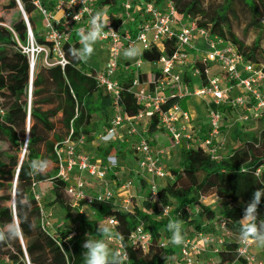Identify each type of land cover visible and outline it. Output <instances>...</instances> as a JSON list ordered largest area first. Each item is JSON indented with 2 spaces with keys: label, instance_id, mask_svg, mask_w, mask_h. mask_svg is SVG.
I'll list each match as a JSON object with an SVG mask.
<instances>
[{
  "label": "trees",
  "instance_id": "trees-1",
  "mask_svg": "<svg viewBox=\"0 0 264 264\" xmlns=\"http://www.w3.org/2000/svg\"><path fill=\"white\" fill-rule=\"evenodd\" d=\"M122 1L100 0V6L108 7L107 11L116 27L122 22V17L120 18ZM154 1L158 3L172 1L179 19L183 21L196 19L199 26L210 27L213 34L237 46L239 52L248 60L263 63L258 59V52L261 51L264 34V0H223L220 3L208 4L206 0ZM20 2L26 11L37 43L51 49L48 58L53 62L52 45L39 30V20L36 17L38 12L33 1ZM4 6L17 11L10 22L0 15V105L6 109L5 115L0 114V140H8L16 153L7 156V161L0 158V227L14 219V187L23 192L31 202V208L27 210V222L24 221V210H20L18 220L22 235L17 240L0 243V259L7 258L10 264H85L83 255L85 249L79 240L68 239L70 229L61 228L53 231L43 228V212L35 196L34 183L38 185L40 182L50 180L54 192L51 205H59L67 212L73 210L71 198L66 192L67 182L57 175L58 158L55 147L67 139L71 129L74 130L73 139L85 134L87 142H92L97 133L110 125L111 98L98 85L93 75L89 74L95 73L96 68L72 61L67 55L70 47H80L79 33H73L63 47L68 60L65 66L61 64L40 66L36 63L32 73L30 59L20 47V43L26 45L28 42V27L18 0H8ZM241 8L248 15V26L258 31V36L251 47L238 38L233 30V20L239 17ZM39 16L42 21L40 14ZM143 20L140 14L134 13L133 19L123 26L121 31L135 34L137 24ZM177 46L176 39L166 40L163 50L154 44L150 48H144L141 57L146 62L158 61L162 56L172 55ZM197 66L204 69L200 63H197ZM157 75L158 72L153 78ZM140 76L143 80L146 74L141 73ZM202 77L206 83L204 73ZM31 81L32 93L29 98ZM122 87V109L130 115L138 114L144 107L137 103L136 96L130 91L131 79H124ZM176 101V98H170L164 108L168 109ZM182 104H185V101ZM220 108L223 111L227 110L224 106ZM95 114L103 118L102 127L93 121ZM28 117L30 120L27 124ZM57 117L61 121L62 132L57 130L54 121ZM159 129L164 130L160 124V113L157 112L150 120L147 132L153 134ZM236 132L238 146L229 154L222 152L220 160L212 159L203 146L180 148L182 161L179 169H173L175 181L160 189L157 201L152 202L143 198L136 213L120 209L114 201L94 202L92 209L99 218L108 215L118 218L119 223L114 230L125 237V246L130 256L129 264H166L173 261L177 252L175 247L162 253L152 247L146 253L140 245L128 240L140 221L147 224L155 238L159 237L162 230L167 231L169 219L158 218L161 215L158 214L161 206H173V219L181 221L186 226H193L196 231L214 232V223L223 220L233 233L240 235L244 206L257 189L264 188V130L254 134L245 131L243 125L237 124ZM25 141L27 147L21 163L20 153ZM98 150L95 158L114 153L122 159L126 157V145L121 146L117 142L98 145ZM41 159L51 161L50 170L44 175L32 174L29 162ZM258 169L260 173L256 174ZM135 179L143 188L146 186L145 180L139 175H136ZM209 194L217 195L228 204L223 216L217 218L211 206L201 201L202 197ZM193 205L201 207L195 218L190 211ZM259 218L264 220V199L259 206ZM88 226L94 228L92 224ZM95 227L97 228V225ZM237 247L236 240L228 238L225 246L216 253L219 258L218 264L233 262L247 264L244 259L238 257Z\"/></svg>",
  "mask_w": 264,
  "mask_h": 264
},
{
  "label": "built area",
  "instance_id": "built-area-1",
  "mask_svg": "<svg viewBox=\"0 0 264 264\" xmlns=\"http://www.w3.org/2000/svg\"><path fill=\"white\" fill-rule=\"evenodd\" d=\"M32 1L42 17L46 39L52 45L54 58L53 62L47 60V65L65 66L68 63L63 48L65 43L70 40L73 33H79V29H87L90 14L96 11L103 9L106 12L110 17V23L105 31L111 29L115 32L101 38V41L107 43L111 53L110 62L103 68L96 69L95 73L89 74L93 75L98 85L111 98L110 125L98 135V140L103 143L122 142V140L130 142L123 132L125 129L128 130V136L132 138L131 152L135 161V167L132 168L134 178L121 177L127 167L122 164L118 154L95 158L83 152L81 148L87 143V136L82 134L78 139H73L74 130L71 129L67 139L55 147L58 158L57 175L67 182L66 192L71 198V204L80 211H84L85 206L93 211L92 206L95 201H114L120 209L136 213L139 207L135 200L137 196L133 192L136 175L142 177L146 185L150 184V195L145 196L144 193L140 196L152 202L158 200L160 189L166 186L162 184V181L169 178L175 179L165 163L163 151L158 150L153 145L151 137L144 133L157 112L160 113V124L170 135L174 148L191 149L203 146L214 160L222 158V148L225 145L222 138L225 112L220 106L232 108L237 114L238 121L243 123L256 120L264 114V63L248 60L239 52L237 46L213 34L210 27L199 26L196 19L189 21L179 19L172 1L158 3L154 0L138 2L123 0L120 4L123 9L120 15L122 22L118 27L109 15L108 7L100 6V0ZM18 2L23 7L20 0ZM82 9L86 10L82 11ZM79 13V17L76 18ZM134 13L140 14L144 19L137 26V32L135 34L122 32L121 28L133 19ZM25 20L28 27V42L26 45L20 43V47L28 55L31 69H34L38 55L46 52L48 58L51 49L37 43L27 15ZM173 38L177 41V49L170 56H162L160 60L150 62L160 65V69L157 77L148 81L141 80L139 69L145 62L142 58L136 63H123L119 59L122 50L130 45L137 46L141 43L144 49L155 44L163 50L164 42ZM192 51L199 52L201 59L192 58ZM197 63L202 64L204 69L197 66ZM215 65L220 68L222 75L212 74V68ZM123 71L133 72L130 78V91L136 96L137 103L144 107L136 115H130L122 109L123 79L121 81L119 75ZM191 72L202 79L204 73L207 82L202 83L201 88L193 86ZM234 88L238 89V94L231 96L230 92ZM31 93L32 81L29 87V98ZM187 97L208 99V132L203 135L196 129V118L181 105V100ZM170 98H176L177 101L165 109L164 106ZM0 114H6V109L2 105H0ZM141 124H144V131L140 130ZM259 173L260 169L256 174ZM92 179H95L99 186L93 188L89 183ZM36 188L37 184L34 183L35 196L43 212V228L51 230L53 227L50 220L51 214L44 210L41 195ZM154 189L156 193H153ZM215 196L219 199L217 195ZM93 214H95L94 211ZM104 218L114 222L113 228L119 223L118 218L112 215ZM158 218L173 219L171 206H162V213ZM215 224L218 230L214 232L199 230L191 234L183 233L184 243L176 246L168 243L171 237L170 232L162 230L159 237L155 238L147 224L140 221L128 240L140 245L146 253L152 247L161 253L172 247L177 248L173 261L166 264H204L203 255L211 249L218 253L225 246L227 239H233L236 235L225 221L219 220ZM76 235L77 231L73 230L69 237L74 238ZM236 236H238L236 239L238 257L244 259L247 264H264V253L258 255L254 251L255 244L246 245L240 235ZM110 247L119 248L125 253L126 264H129L130 256L125 246V237L122 242L113 241Z\"/></svg>",
  "mask_w": 264,
  "mask_h": 264
},
{
  "label": "rangeland",
  "instance_id": "rangeland-1",
  "mask_svg": "<svg viewBox=\"0 0 264 264\" xmlns=\"http://www.w3.org/2000/svg\"><path fill=\"white\" fill-rule=\"evenodd\" d=\"M223 0H206V4L210 3H220ZM8 3V0H0V15L3 16L7 22H10L12 18L14 17L15 12L17 9H8L4 5ZM120 10L123 11L122 7H120ZM36 17L39 20L38 27L40 28V32L42 34H45L44 29H43V24L42 21L40 20V16L38 13H36ZM233 30L235 34L240 38L247 46L251 47L254 42L256 37L258 36V31H256L254 28H251L248 26V15L245 12L243 8L239 10V17L234 18L233 20ZM95 51L92 55V57L89 59L87 63H85L88 67L100 69L106 66L110 60H111V53L108 50L107 43L105 41H98L96 43ZM138 48L142 49L141 46H137ZM128 47H125L126 49ZM123 49V50H124ZM123 50L119 55V59L121 62L124 63L126 60L123 56ZM37 56V55H36ZM141 55L133 59V63L138 62L141 60ZM258 59L259 61H262L264 63V34L262 36L261 40V51L258 52ZM47 53L46 52H41L38 57H37V65L40 66H46L47 65ZM151 64H146V61L142 65L143 68H150ZM152 66V65H151ZM136 69V68H135ZM196 81V87L201 88L202 84L200 83V80L195 79ZM205 112V111H204ZM203 111L198 113V115H201L200 119H202V115L204 114ZM237 115V114H236ZM235 118V116H234ZM233 118V115H230V117H227V119L223 120V127H222V138L225 141V145L222 148V152H225L226 154L231 153L232 149L234 147L238 146V139L236 137V127L237 124L243 125L244 130L250 133L254 134H259L264 130V114L260 115L256 120L253 121H247L246 124H241L238 122H235V119ZM237 118V117H236ZM55 124L57 126V130L62 132L63 128L61 125V121L59 117L54 119ZM93 121L97 122L101 127H102V121L103 118L100 115H94L93 116ZM27 124H28V119H27ZM147 134V131H145ZM148 135V134H147ZM155 138H157V142L153 144L158 150L163 151L162 155L165 160L166 165L168 166V169L170 172L173 173V169H179L180 163L182 161V151L180 148H174L172 145V142H170V135L164 131V130H157L156 132L153 133ZM119 143V142H117ZM106 143L101 142L98 140V137L92 141V142H87L81 150L83 152H86L90 154L91 156H95L98 153V145H105ZM25 150V146L22 148V151L20 153V158L23 156ZM126 157L121 158L122 164L126 167L128 160L132 161L131 164L135 166V161L132 157V149L131 145L128 144L126 147ZM0 152H1V160L7 161L9 155L15 154L16 151L15 149L11 146L10 142L8 140H0ZM54 167V166H53ZM51 168V167H50ZM49 168V170H50ZM174 175V173H173ZM133 177V172L126 168L124 172H122L121 177ZM175 176V175H174ZM134 178V177H133ZM172 178L166 179L162 181L163 185H167V183L174 182ZM91 186L93 188H96L98 185L97 181L95 179H92L90 182ZM141 189H144L142 184L139 182H136L135 179V184L133 188V192L137 196L135 200L138 203V206H140L141 200H143V196L141 197L142 193ZM36 190L38 193L41 195V203L46 211L47 208H51L52 213L50 216V220L53 223V227L51 230H56V229H70L71 231L76 230L77 235L74 236V239L79 240L82 244L86 239L87 234H91L94 238H98L97 232H96V225L98 226V223H104L106 220L105 218H99L97 215L93 214V211L89 209L88 206L84 207V211H80L79 208H73L71 212H67L65 209H63L59 205H51L53 202L54 198V192L52 190V182L50 180L43 181L38 183ZM151 192V186L150 184L146 185L145 189V196H149ZM201 201L204 203H207L211 206L212 210L216 212L217 218L223 216V212L227 207V203L223 200L217 199V197L214 194H209L206 197H202ZM176 206V204H174ZM171 209H173V206H171ZM192 217H197L196 214H198L199 211H201L200 205H193L190 208ZM162 213V206L159 208L158 214ZM174 215V212L172 213ZM91 218V220L89 219ZM216 223V222H215ZM213 225V231H217L218 229L216 228L215 224ZM88 224H92L94 228H90ZM197 229L194 228L193 226H186L185 224L182 223V232L183 233H188L191 234ZM233 239H238V236H233ZM203 260L204 264H218L219 263V258L217 257V254L213 252V250H209L206 255H203ZM0 264H10L7 258L5 259H0Z\"/></svg>",
  "mask_w": 264,
  "mask_h": 264
},
{
  "label": "clouds",
  "instance_id": "clouds-1",
  "mask_svg": "<svg viewBox=\"0 0 264 264\" xmlns=\"http://www.w3.org/2000/svg\"><path fill=\"white\" fill-rule=\"evenodd\" d=\"M75 2V0H74ZM84 2V0H83ZM86 9H82L84 11ZM80 13L76 15L78 18ZM110 23V17L102 9L90 14L87 29H79L80 47H70L67 55L72 61L87 63L95 51V45L102 37L108 33H115L111 29L105 31ZM141 55V49L135 45H130L123 50L125 59L133 60ZM27 147V141H25ZM51 167V161L47 159L32 160L29 168L34 175H44ZM153 193H156L155 189ZM264 199V188L257 189L250 201L244 206L241 218L240 238L246 244H255L259 248H264V220L259 218V206ZM31 208V202L24 196L18 188L13 189V216L12 222L0 227V243L17 240L22 235V228L18 220L20 210H24V221L27 222V210ZM164 211V209H163ZM91 220V218L89 217ZM112 221L98 223L97 235L101 238H94L91 234L86 235L82 244L85 249L83 252L85 264H126L127 257L119 248L110 247L113 241L122 242L124 237L121 233L114 230ZM31 227V225H30ZM167 231L171 233L168 243L180 246L184 243L182 232V222L170 219L167 224ZM72 239V237H68Z\"/></svg>",
  "mask_w": 264,
  "mask_h": 264
},
{
  "label": "crops",
  "instance_id": "crops-1",
  "mask_svg": "<svg viewBox=\"0 0 264 264\" xmlns=\"http://www.w3.org/2000/svg\"><path fill=\"white\" fill-rule=\"evenodd\" d=\"M139 23L137 24V26L139 25ZM138 45L141 46L142 44L139 43ZM142 50H143V46H142L141 51ZM192 58H198V60H199V59H201V55H200L199 52L192 51ZM124 62L125 63H128V62L133 63V60L126 59ZM148 63L152 65V66L150 65V68H143V69L140 68L139 69L140 74L141 73L142 74H146V77L143 78V81H146V80L148 81V80L152 79L153 76H154V74H156L157 72H159V69H160V65H154V64H152L150 62H146V64H148ZM212 74H221L222 75V73L220 71V68L218 66H216V65L213 66V68H212ZM132 76H133V72L123 71L122 73H120L119 78L122 81V79L123 80L124 79H127V80L130 79ZM197 78H198V80H200V83L201 84L204 83L202 78H200V77L192 74V72H191L192 85L195 86V87H196V81H195V79H197ZM230 94H231V96H235L236 94H238V89L237 88H234L230 92ZM183 101H185V104H182ZM181 105H182V107L184 109L189 110L193 114V116L196 118V120H195V126H196L197 131L199 133H201L202 135L205 134V133H207L208 132L207 110H208V106H209L208 99L207 98H203V97H187V98H184V99L181 100ZM226 108H227V110L224 111L225 112V118L224 119L226 120L227 117H230V115H233V118L235 116V118H234L235 119V122H238V119L236 118L237 117L236 112L232 108H230V107H226ZM201 111H203V112L205 111L204 114L202 115L203 116L202 119H200L201 115H198V113H200ZM239 123L246 124V123H243V122H239ZM139 127H140V130L141 131H144L145 130L144 124H141ZM102 132L103 131L97 133L96 138ZM123 132H124L125 136L128 137V139L130 140V142L129 141L127 142V140L126 141L125 140H122V142H119V141L118 142H119V144H121V146L126 145V147H127L128 144L131 145V139L132 138L128 136V130L125 129V130H123ZM144 133H146V132L144 131ZM147 134L153 140V144H155L157 142V138H155V136L153 134L149 133V132H147ZM170 142H171V140H170ZM131 164H133L132 161H129L128 160V162H127V165H128L127 168L132 173L133 172L132 168L134 169L135 166H133L134 164L133 165H131ZM128 177H125L124 179H127ZM145 189H146V186L144 187V189H141L142 193H144ZM46 213L51 214L52 213L51 208H47ZM254 251L258 255H262L264 253V248H259L256 245H254Z\"/></svg>",
  "mask_w": 264,
  "mask_h": 264
},
{
  "label": "water",
  "instance_id": "water-1",
  "mask_svg": "<svg viewBox=\"0 0 264 264\" xmlns=\"http://www.w3.org/2000/svg\"><path fill=\"white\" fill-rule=\"evenodd\" d=\"M19 1V0H18ZM19 3V2H18ZM19 8H20V10H21V12H22V14H23V17L24 18H26V11H25V9L23 8V7H21V5L19 4ZM31 72L33 73L34 72V69H31ZM28 123H29V121H28ZM24 156H25V152L23 153V156H22V159H21V163H22V161H23V159H24ZM16 180H17V178H16ZM16 182V181H15Z\"/></svg>",
  "mask_w": 264,
  "mask_h": 264
},
{
  "label": "bare ground",
  "instance_id": "bare-ground-1",
  "mask_svg": "<svg viewBox=\"0 0 264 264\" xmlns=\"http://www.w3.org/2000/svg\"><path fill=\"white\" fill-rule=\"evenodd\" d=\"M35 62V61H34ZM35 64V63H34Z\"/></svg>",
  "mask_w": 264,
  "mask_h": 264
}]
</instances>
